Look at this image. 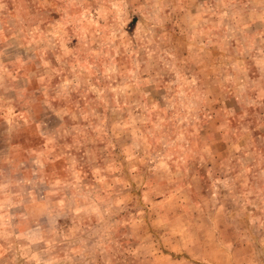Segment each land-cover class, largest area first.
<instances>
[{"label": "rangeland", "instance_id": "obj_1", "mask_svg": "<svg viewBox=\"0 0 264 264\" xmlns=\"http://www.w3.org/2000/svg\"><path fill=\"white\" fill-rule=\"evenodd\" d=\"M0 264H264V0H0Z\"/></svg>", "mask_w": 264, "mask_h": 264}]
</instances>
